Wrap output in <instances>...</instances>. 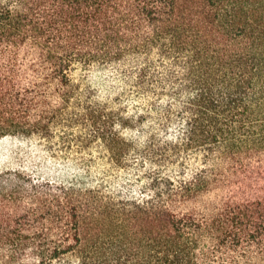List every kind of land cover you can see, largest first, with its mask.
Returning a JSON list of instances; mask_svg holds the SVG:
<instances>
[{
	"label": "trees",
	"instance_id": "trees-1",
	"mask_svg": "<svg viewBox=\"0 0 264 264\" xmlns=\"http://www.w3.org/2000/svg\"><path fill=\"white\" fill-rule=\"evenodd\" d=\"M23 139L0 264H264V0H0Z\"/></svg>",
	"mask_w": 264,
	"mask_h": 264
},
{
	"label": "rangeland",
	"instance_id": "rangeland-1",
	"mask_svg": "<svg viewBox=\"0 0 264 264\" xmlns=\"http://www.w3.org/2000/svg\"><path fill=\"white\" fill-rule=\"evenodd\" d=\"M8 150H19L20 152H30L31 157L29 158V166H32L34 163L39 161L41 157L44 155V150L42 144H40L37 140L32 139H23L17 140L13 143L11 142H1L0 143V156H3L4 152ZM28 155V154H27ZM37 155V157H35ZM33 161V163H32ZM48 161H45L44 164H47ZM34 168V167H33ZM32 167H30L27 172L30 174L33 172ZM52 169V167H47ZM47 175V174H44Z\"/></svg>",
	"mask_w": 264,
	"mask_h": 264
}]
</instances>
